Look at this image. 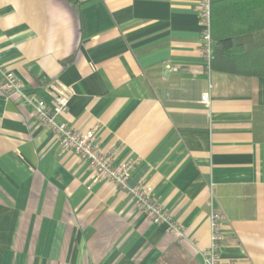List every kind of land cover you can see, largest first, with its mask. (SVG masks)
Wrapping results in <instances>:
<instances>
[{"label":"crops","instance_id":"crops-1","mask_svg":"<svg viewBox=\"0 0 264 264\" xmlns=\"http://www.w3.org/2000/svg\"><path fill=\"white\" fill-rule=\"evenodd\" d=\"M198 1L0 0V65L47 102L63 89L61 119L136 160L129 184L186 232L152 223L0 92V264H204L213 211L222 260L264 264V76L209 70Z\"/></svg>","mask_w":264,"mask_h":264},{"label":"built area","instance_id":"built-area-1","mask_svg":"<svg viewBox=\"0 0 264 264\" xmlns=\"http://www.w3.org/2000/svg\"><path fill=\"white\" fill-rule=\"evenodd\" d=\"M198 10L201 23L200 49L209 66L213 42L211 36V0H199ZM1 81L0 92L10 97L17 95L23 104L31 107L35 119L52 131L55 142L63 151H71L86 160L94 170L98 179L108 180L117 188L130 196L135 207L145 214L155 224H164L168 233L177 240L184 241L186 232L180 221L173 218L172 214L159 203L150 186L130 185L131 171L136 160L115 161L118 148L109 146L101 148L95 138L94 132H79L74 129L61 116L68 110L69 95L62 89L52 101L47 102L37 98L24 90L23 82L14 72L0 65ZM208 94L202 96L203 101H208ZM210 245L202 252L204 264H235L229 259L223 261L220 255L223 230L222 215L213 211L210 215Z\"/></svg>","mask_w":264,"mask_h":264},{"label":"trees","instance_id":"trees-1","mask_svg":"<svg viewBox=\"0 0 264 264\" xmlns=\"http://www.w3.org/2000/svg\"><path fill=\"white\" fill-rule=\"evenodd\" d=\"M209 70L264 76V0H211Z\"/></svg>","mask_w":264,"mask_h":264}]
</instances>
